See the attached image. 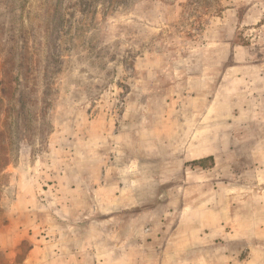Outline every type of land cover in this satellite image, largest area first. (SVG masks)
Instances as JSON below:
<instances>
[{
    "label": "rangeland",
    "instance_id": "rangeland-1",
    "mask_svg": "<svg viewBox=\"0 0 264 264\" xmlns=\"http://www.w3.org/2000/svg\"><path fill=\"white\" fill-rule=\"evenodd\" d=\"M0 264H264V0H0Z\"/></svg>",
    "mask_w": 264,
    "mask_h": 264
},
{
    "label": "trees",
    "instance_id": "trees-1",
    "mask_svg": "<svg viewBox=\"0 0 264 264\" xmlns=\"http://www.w3.org/2000/svg\"><path fill=\"white\" fill-rule=\"evenodd\" d=\"M181 5H183L182 3H180ZM206 161H213V156L209 155L203 158H199L197 160H195V163L201 165L202 167H206L207 165L205 164Z\"/></svg>",
    "mask_w": 264,
    "mask_h": 264
},
{
    "label": "crops",
    "instance_id": "crops-1",
    "mask_svg": "<svg viewBox=\"0 0 264 264\" xmlns=\"http://www.w3.org/2000/svg\"><path fill=\"white\" fill-rule=\"evenodd\" d=\"M257 199V198H256ZM258 199H261V196L260 195H258ZM261 203V200H258V202L257 203ZM257 231V230H256Z\"/></svg>",
    "mask_w": 264,
    "mask_h": 264
}]
</instances>
